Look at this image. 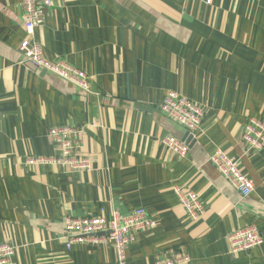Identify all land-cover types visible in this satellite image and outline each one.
Wrapping results in <instances>:
<instances>
[{
  "label": "crops",
  "instance_id": "obj_1",
  "mask_svg": "<svg viewBox=\"0 0 264 264\" xmlns=\"http://www.w3.org/2000/svg\"><path fill=\"white\" fill-rule=\"evenodd\" d=\"M21 0H0V244L9 264H117L111 246L66 251L63 221L143 209L151 228L135 235L126 264L185 252L189 264H264V242L233 254L227 237L253 227L264 241V148L248 150L244 128L264 123V0H52L29 38L46 60L86 74L89 92L36 72L18 53L26 38ZM173 91L202 111L194 136L159 110ZM82 129L87 173L28 167L54 157L47 138ZM189 146L176 160L161 140ZM253 183L247 198L209 163L217 150ZM199 195L190 220L173 191Z\"/></svg>",
  "mask_w": 264,
  "mask_h": 264
},
{
  "label": "built area",
  "instance_id": "obj_2",
  "mask_svg": "<svg viewBox=\"0 0 264 264\" xmlns=\"http://www.w3.org/2000/svg\"><path fill=\"white\" fill-rule=\"evenodd\" d=\"M211 0H206L210 4ZM52 0H21L23 11L24 31L26 38L18 47L22 63L29 64L36 72L51 74L80 91L89 92V79L86 74L64 62H50L45 59L42 47L30 41L35 28L43 23L44 10L50 7ZM159 110L173 122L194 134L202 126V111L194 103L178 93L169 91L161 103ZM47 138L59 148V154L54 157L30 156L25 161L28 167L51 166L66 172L87 173L92 169V162L80 153L82 129L70 126L52 128L47 132ZM244 142L248 150L256 152L264 148V123L249 120L244 128ZM165 152L176 160H182L188 155L189 146L183 141L165 136L161 140ZM217 173L236 190L242 198H247L253 191V183L238 168L237 162L229 158L223 151L217 149L208 159ZM180 206L187 217L196 221L202 213L199 195L187 188L173 189ZM152 220L143 209H136L128 216L121 217L113 213L107 221L103 211L93 217L66 218L63 221V240L66 251L73 246H111L116 255L117 264H126V251L134 241L135 235L151 228ZM227 241L233 254L249 251L263 244V238L253 228H242L228 235ZM15 249L6 243L0 244V264H9ZM190 258L185 252L174 254L165 260H157L155 264H189Z\"/></svg>",
  "mask_w": 264,
  "mask_h": 264
}]
</instances>
